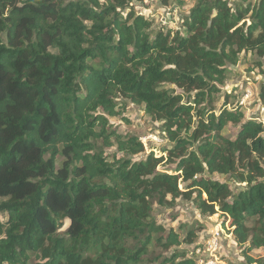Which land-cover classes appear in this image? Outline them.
Instances as JSON below:
<instances>
[{
    "label": "trees",
    "instance_id": "trees-1",
    "mask_svg": "<svg viewBox=\"0 0 264 264\" xmlns=\"http://www.w3.org/2000/svg\"><path fill=\"white\" fill-rule=\"evenodd\" d=\"M142 2L0 0V264H199L204 226L155 218L179 200L264 264V124L222 89L249 54L264 68V0H196L176 30ZM128 103L161 124L162 156L113 129Z\"/></svg>",
    "mask_w": 264,
    "mask_h": 264
},
{
    "label": "rangeland",
    "instance_id": "rangeland-1",
    "mask_svg": "<svg viewBox=\"0 0 264 264\" xmlns=\"http://www.w3.org/2000/svg\"><path fill=\"white\" fill-rule=\"evenodd\" d=\"M183 5L173 4L170 7H163L158 0H144L142 3H135L138 12L146 18H150L154 22L157 29L162 27L170 28L172 30L181 29L183 19L189 15L191 8L194 6L196 0H181ZM236 0H230L233 3ZM257 58L249 54L247 59L240 65L233 68L230 79L227 85L223 87V92L231 93L234 96H239L242 93L250 92L252 97L242 106L248 117H259L264 121V99L262 93L264 92V68L256 66L255 61ZM235 99L231 98V102ZM223 103L221 96L218 102V107ZM125 118V119H124ZM124 118L117 117L110 120L113 129L117 130L122 135H136L140 138L145 146L146 154L154 152L157 157L163 155L162 151L169 145L166 134L162 131L161 124L153 121L144 112L143 107L136 106L128 103ZM258 119V118H257ZM233 128H228L224 131L225 137H233L235 134ZM116 149L106 150V152H114ZM62 159L58 167H60ZM172 169V167L164 165L160 168L161 171ZM223 182L226 178L219 175L213 176ZM245 185L231 184L234 190H239ZM156 220L164 225L167 229L179 230V227L184 224H193L199 222L204 226V231L201 233L200 242L204 243L202 250H199L197 255L200 258L214 257L216 254L220 259H223L226 264H245V258L242 255V249L236 244L232 235L228 230L223 227V216L219 212L212 217L203 218L195 209L192 203L185 200H179L178 206L174 210L155 208ZM7 215L0 212V221L4 222ZM69 225L66 223L65 227L61 230L64 232ZM217 232L221 233L219 238V248L217 251L211 250L208 246L209 240L213 239ZM184 236V232L182 233ZM174 251V249L172 250ZM172 251L165 253L160 248L155 247L152 250L153 256L167 255ZM254 258L264 257V249L256 250L250 254ZM145 264H153L148 261Z\"/></svg>",
    "mask_w": 264,
    "mask_h": 264
},
{
    "label": "built area",
    "instance_id": "built-area-1",
    "mask_svg": "<svg viewBox=\"0 0 264 264\" xmlns=\"http://www.w3.org/2000/svg\"><path fill=\"white\" fill-rule=\"evenodd\" d=\"M252 97V94L250 92H246L243 97L240 99L239 104L242 107L247 103L248 100ZM264 114V111H263ZM258 121H261L259 117H257ZM264 124V121H261ZM219 238H221V233L217 232L213 239L209 240L208 246L211 250L217 251L219 248ZM199 254V251H198ZM199 264H226L223 259H220L216 254H214V257L210 258H200L199 257Z\"/></svg>",
    "mask_w": 264,
    "mask_h": 264
}]
</instances>
